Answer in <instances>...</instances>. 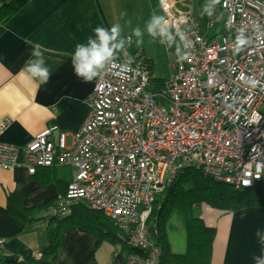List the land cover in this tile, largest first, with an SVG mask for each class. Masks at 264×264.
Listing matches in <instances>:
<instances>
[{
    "label": "built area",
    "instance_id": "1",
    "mask_svg": "<svg viewBox=\"0 0 264 264\" xmlns=\"http://www.w3.org/2000/svg\"><path fill=\"white\" fill-rule=\"evenodd\" d=\"M159 4L193 42L170 80L156 85L150 60L131 50L133 39L121 57H133L132 71L97 79L89 117L70 145L58 127L24 147L0 143V169H74L51 214L65 217L80 202L101 212L133 250L128 264H160L148 220L157 194L181 172L193 169L237 190L264 185V36L253 30L264 29V0H220L211 17L185 0ZM241 25L250 42L237 53ZM10 124L1 121L0 134ZM4 244L0 239V252Z\"/></svg>",
    "mask_w": 264,
    "mask_h": 264
},
{
    "label": "crops",
    "instance_id": "2",
    "mask_svg": "<svg viewBox=\"0 0 264 264\" xmlns=\"http://www.w3.org/2000/svg\"><path fill=\"white\" fill-rule=\"evenodd\" d=\"M159 1L29 0L16 16L0 23V122H11L0 134V143L24 147L43 131L58 127L67 134L70 145L74 133L89 117L90 96L97 82L84 83L75 76L71 55L76 45L85 43L97 26L120 23L123 33L130 34L136 25L145 23V12L155 13L154 4ZM185 1L197 15L205 3ZM121 13L126 15L122 18ZM37 43L42 46L51 71L49 82L38 88L18 75ZM153 76L156 80L154 70ZM73 174L74 169L58 165L39 168L35 175L26 168L0 169V239L5 240L0 262L39 260L41 250L48 244L47 222L26 226L10 213L11 200L17 198L18 206L27 210L57 202L65 195ZM174 214L167 234L172 252L184 255L186 220L183 215ZM200 215L216 230L211 264H253L252 256L260 252L255 232L258 228L264 230L263 208L220 213L203 206ZM38 253L40 257L36 256ZM32 264H128V254L118 253L117 247L102 242L95 233L75 227L62 234L56 259Z\"/></svg>",
    "mask_w": 264,
    "mask_h": 264
},
{
    "label": "trees",
    "instance_id": "3",
    "mask_svg": "<svg viewBox=\"0 0 264 264\" xmlns=\"http://www.w3.org/2000/svg\"><path fill=\"white\" fill-rule=\"evenodd\" d=\"M28 3L29 0H0V23L8 22ZM18 204L19 200L14 197L10 202L9 211L26 226L40 221L48 224V244L41 250L42 258L27 259L22 263L32 264L42 259H56L61 247L62 234L75 227L95 233L102 242H109L115 247L121 244L123 252L127 254L133 252L121 239L116 224L101 212L90 210L82 202L71 205V212L65 217L51 214L57 202L31 210L24 209ZM203 206L220 213H233L252 208L264 209V185L258 184L250 190H237L205 178L199 171L193 169L181 172L171 185L157 194L148 220L149 228L156 232L154 243L161 252L160 264H211L216 230L207 225L200 214L195 216L194 213L197 208ZM174 213L183 215L186 220L187 250L184 255L172 252L167 234V224ZM0 263L12 264L5 261Z\"/></svg>",
    "mask_w": 264,
    "mask_h": 264
},
{
    "label": "clouds",
    "instance_id": "4",
    "mask_svg": "<svg viewBox=\"0 0 264 264\" xmlns=\"http://www.w3.org/2000/svg\"><path fill=\"white\" fill-rule=\"evenodd\" d=\"M165 0H161L163 5ZM220 0H205L202 6L203 12L211 17L215 14L216 6ZM126 13H121L123 18ZM187 22V17H183ZM131 24V21H126ZM257 38L264 36V29L259 25L254 26ZM147 35L153 40H159L162 45L175 50L178 62L187 58V50L193 46L188 34L176 25L175 21H170L165 15L152 14L145 22L143 28L137 26L130 34L125 35L120 23H114L110 27L97 26L93 30V35L89 36L85 43L77 44L71 55V64L75 76L84 83H90L96 79H102L106 74L112 73L118 78L126 77L132 71L133 57L125 56L126 49L133 43L137 47L143 45L144 37ZM250 42L249 29L247 25H241L236 29L233 48L234 51L241 52ZM19 76L32 84L45 85L51 78V71L44 58V50L40 44H34L30 58L20 69ZM255 87L256 82L250 81ZM255 236L260 245L259 254L252 256L253 264H264V230L258 228Z\"/></svg>",
    "mask_w": 264,
    "mask_h": 264
},
{
    "label": "rangeland",
    "instance_id": "5",
    "mask_svg": "<svg viewBox=\"0 0 264 264\" xmlns=\"http://www.w3.org/2000/svg\"><path fill=\"white\" fill-rule=\"evenodd\" d=\"M154 6H155V14L164 15V13L160 7L159 2L157 4L155 2ZM145 13H146V16H145V22H146L149 19V17L151 16V12L147 11ZM144 24L145 23H142V25L140 27L143 28ZM136 26H139V25H136ZM214 31H219V26H217L214 29ZM214 33L215 32H213L212 34H214ZM220 41H221V39H220ZM131 49L133 51L142 50L144 55L147 57V59L150 60V62L152 63L154 73H155V77L157 78L155 81L157 86H161L163 83L170 80L172 77V74L174 72V67H177L180 65V62L177 61V58L175 56L174 48L169 49V48H167L166 45H162L158 39L153 40L152 38L148 37L147 35H145V37H144L143 45L137 47L135 45V42H134V44H132V46H131ZM200 209L201 208H197L194 211L195 216H199ZM174 217L172 218V222H170V224H169V226L171 225V227L173 225L172 223H174V221H173L175 219ZM169 221H168V223H169ZM171 227H170V229H171ZM176 247H179V245L176 244Z\"/></svg>",
    "mask_w": 264,
    "mask_h": 264
},
{
    "label": "water",
    "instance_id": "6",
    "mask_svg": "<svg viewBox=\"0 0 264 264\" xmlns=\"http://www.w3.org/2000/svg\"><path fill=\"white\" fill-rule=\"evenodd\" d=\"M150 233H151L152 238L155 239L156 238V232H155V230L150 229Z\"/></svg>",
    "mask_w": 264,
    "mask_h": 264
}]
</instances>
